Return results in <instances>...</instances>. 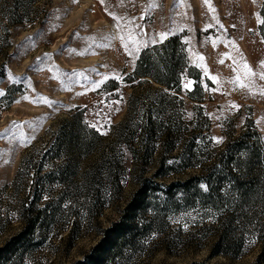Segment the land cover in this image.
<instances>
[{"label":"rangeland","instance_id":"1","mask_svg":"<svg viewBox=\"0 0 264 264\" xmlns=\"http://www.w3.org/2000/svg\"><path fill=\"white\" fill-rule=\"evenodd\" d=\"M172 36L193 68L182 66L180 92L135 73L142 51ZM147 118L173 127L170 145L142 143ZM248 133L264 145V0H0V248L46 202L64 194L65 210L38 221L33 242L0 264H79L120 219L140 174L162 182L142 215L157 228L124 264H255L263 207L245 254L213 256L235 190L226 183L213 206L197 194L204 182L172 187L204 177ZM188 144L197 163L183 167Z\"/></svg>","mask_w":264,"mask_h":264},{"label":"trees","instance_id":"2","mask_svg":"<svg viewBox=\"0 0 264 264\" xmlns=\"http://www.w3.org/2000/svg\"><path fill=\"white\" fill-rule=\"evenodd\" d=\"M187 68L188 74H191L192 66L189 64V59L182 48L179 36H172L160 45H154L142 51L137 63L136 76L147 78L152 82L160 83L167 86L169 89L181 91V79L184 67ZM199 77L196 76V78ZM192 98H196L191 95ZM197 99V98H196ZM128 124H125L127 126ZM78 130H83L82 125L78 121ZM139 125L135 127L127 126V131L136 130ZM164 122L155 121L153 118H147L143 125V142L146 146L156 142L159 137H164L163 141L169 145L172 143L168 135L174 133L173 127L168 126ZM168 134V135H167ZM59 140V139H58ZM58 144H61L60 140ZM148 144V145H147ZM192 144V142H191ZM188 144V149L180 156L183 160V167L193 166L197 163L196 154L192 150V145ZM82 151L85 149L83 144ZM174 146V144H173ZM85 148V149H84ZM79 149L80 146H79ZM148 150V149H147ZM61 151H64L60 146H56L53 155L60 156ZM152 152H144L141 158L148 159ZM115 160H108L103 162L111 173ZM120 170L114 172L115 189L121 188L118 184L122 166L118 160ZM264 145L261 141H256L250 133L246 134L242 140L236 141L234 144H228L225 151L222 152L218 158L217 163H213L207 170L204 177L198 176L181 184L188 187L192 180L206 183L208 189L203 192L200 187L197 188V194L202 200H208L213 203V206L219 205L216 200L221 194L220 188L226 183L231 184L236 193L235 209L233 212H228L221 222L217 241L212 249L213 256L227 255L232 257H240L244 253V248L247 245L248 236L245 234L250 227V223H254L256 219L258 208L263 207V212L258 218V222L254 225L258 227L260 233V243L262 245L261 251L257 257L255 264H264V196L262 189L264 187ZM235 165L240 169H245V172L235 170ZM60 170H62L60 168ZM59 172V167L54 169L49 175ZM63 172V171H61ZM157 175V174H156ZM162 174H158L160 176ZM246 176V177H244ZM58 182L64 186L67 184L63 176L58 178ZM137 188L133 193L131 200L127 203L121 212L120 219L112 223L108 228L103 229V236L97 245L85 255L84 259L79 264H124L126 260L140 253L144 250L143 238L147 237L156 226L153 225L154 218L144 219L142 215L147 214L146 211L150 206L151 195L156 193L162 182L155 177H145L140 174L137 180ZM170 187L169 189H172ZM101 188V185H100ZM90 193L89 199L93 198L99 200L97 196H101L100 189L97 193ZM171 197L174 193L168 191ZM40 195V194H39ZM217 197H216V196ZM215 197L214 200H212ZM188 199V198H187ZM211 199V200H209ZM92 201V202H93ZM64 194L56 201H48L43 207L36 209V214L33 217H28L26 227L13 236L5 246L0 248V262L2 259L7 260L21 249L20 245L26 242H33L35 228L38 221H44V224H50L53 217L63 215L64 208ZM91 202V203H92ZM90 203V204H91ZM33 205V204H32ZM34 206V205H33ZM32 206V207H33ZM67 208V207H66ZM237 212V213H236ZM33 213V210H32ZM238 214V216H237ZM147 217V216H146ZM239 218L238 222L237 219ZM43 223V222H41ZM40 223V224H41ZM246 229V230H245ZM20 246V247H19ZM118 259V260H117ZM191 264H211L208 262L194 261Z\"/></svg>","mask_w":264,"mask_h":264},{"label":"snow or ice","instance_id":"3","mask_svg":"<svg viewBox=\"0 0 264 264\" xmlns=\"http://www.w3.org/2000/svg\"><path fill=\"white\" fill-rule=\"evenodd\" d=\"M185 87H188V85H185ZM217 139H219V138H217Z\"/></svg>","mask_w":264,"mask_h":264}]
</instances>
